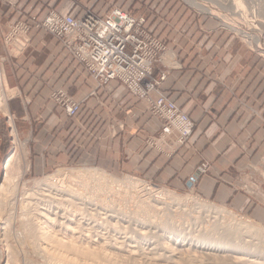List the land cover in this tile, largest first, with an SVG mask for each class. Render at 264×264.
I'll return each mask as SVG.
<instances>
[{"label":"crops","instance_id":"obj_1","mask_svg":"<svg viewBox=\"0 0 264 264\" xmlns=\"http://www.w3.org/2000/svg\"><path fill=\"white\" fill-rule=\"evenodd\" d=\"M66 1L0 0L7 107L41 170L92 164L264 216V203L240 186L249 166L264 161V63L228 32L198 25L196 16L193 28H146L167 44L154 68L159 83L150 99L165 96L195 125L190 144L179 146L177 136L163 142L149 100L138 99L120 81L102 84L45 30L33 29L21 54L6 46L16 22L63 12ZM57 91L81 104L77 116L70 118L52 99ZM153 137L156 149L147 145ZM204 162L207 170L200 175Z\"/></svg>","mask_w":264,"mask_h":264},{"label":"rangeland","instance_id":"obj_2","mask_svg":"<svg viewBox=\"0 0 264 264\" xmlns=\"http://www.w3.org/2000/svg\"><path fill=\"white\" fill-rule=\"evenodd\" d=\"M202 2H205L209 7H213V8L212 9L209 8L208 10H203L200 7L197 8L198 7L197 5L190 3L188 0H69L63 4L62 8H64L65 10L64 11L62 10L63 12H60V13L69 14L71 16H79V15H83L87 10H92L95 15L102 17L106 15L108 12H110L113 8H121L127 11L128 13H131L135 17L145 18V21H146L145 28H193L194 22L191 20H194V16H196L198 25H199V22L202 21L204 24L210 23L211 26H213V28L214 27L219 28L225 33L228 32L231 36H234L239 42H241L242 46H244L247 52L251 53V55L255 57H258L264 63V0H203ZM210 5H213V6H210ZM239 5H241L242 7ZM190 25L192 26L190 27ZM148 30L150 31L152 36H154L159 42L164 44L165 51H166L167 50L166 42L161 40L150 29ZM249 36L251 38H249ZM1 71H2V67H1ZM7 95L11 96L12 93L8 92ZM5 97H6V91L4 90L3 84H2L0 85V123H1V126H0V183H1L2 176H3V172H4L5 160L10 156L14 148L15 138L18 140V142L22 145L24 149V154H25L24 159L25 160H24V164L22 168L18 169V171L17 170L15 171L16 172L15 182L16 183L14 184L17 185L15 187L16 188L15 192L17 193L13 194V192H11L12 190H10L9 194L8 193L6 194L8 202L10 203H7L4 206H0V264H59L56 260L52 259L51 257L47 258L40 254L38 255L36 251L28 245L27 241L23 239L25 235L23 226H22V221L24 217L23 213L25 211L28 212L29 210H30L29 211L30 215L31 213H34L31 216L34 215L35 218H36L35 215H37V213H43V212L46 213L50 210H51L50 213L53 216L52 218H55L57 215L58 216L57 220L60 223H64V225L62 226L55 227L54 230L59 231V233L56 232L58 235L61 234V236L62 235L72 236V234L74 235L76 234V237L79 236L80 238H84V239H87V238L92 239L95 237L96 239L94 238V240L100 241L102 244L106 243L108 244V246L109 245L111 246L112 244H114V246H117V244H115L117 241L118 242L120 241V243H123L124 241V243L126 244L125 246L127 248L126 250L127 251L130 250L134 252L135 254L134 258L133 257L129 258L127 257V255L126 256L121 255V257L122 256L123 257L117 258L116 260L113 258L115 261L111 260L110 264H113V262L114 263L116 262L117 264H121V263L129 264L130 261H131L130 264H134V262L135 264H153V263L169 264L171 263V260L168 261V259H171V258L174 261L180 258L177 261H180V263L185 264L183 263V260L185 259L188 260L190 255L194 258V261L196 262L195 264H199V263L200 264H233L231 263L232 259L236 258L237 256L239 257L241 255L232 256V254L230 255L228 253H223V252L221 253L218 251H211V250L205 251V249H200V248L198 249L193 248L195 250L193 251L189 249L190 247L188 244H186L187 246H184V247H182L183 244H180V245L177 244L182 241L181 238L174 241V239L171 236H169L170 231L178 232L180 230L182 232L183 229L184 231L186 229V232L183 231L184 234L185 233L191 234L193 232V236H196L195 232L202 231L203 227H205L206 224L208 225L210 219H211L210 220L211 222L216 220V218L213 219V217H216V216L222 217L224 216L223 214L225 213H226L225 216L227 217V215L229 216L231 214V216L232 215L233 216L229 217V219L232 222H235V220H237L239 223L248 222L249 224L250 223L254 224V227L249 228L250 230L247 231L248 233L246 234V236L248 237L250 236V238L248 237L246 238V241L249 243L248 246L252 250V252H247L250 249L249 250L245 249L246 252L239 251V252H236L235 254L246 253V254H250L251 256H256V258L261 257L260 261H264V249H263L264 248V216L258 217L254 215L252 209H250L249 211L247 210L248 208L237 210L236 208H231L225 205L218 204L212 200H207L199 193L193 192L192 190H189L187 188L180 190V191L173 190V189H170L164 186H159L155 183L144 181L134 176H130L126 174H115L109 170L98 168L97 166L92 165V164H81L79 162H73L68 165L55 164L49 168L45 167L44 170H41V165L39 164V162L33 160L32 158V153H31L30 145L28 141L24 137H22L21 134H19L17 130L16 124H15L16 119L12 116L14 118L13 119L14 121L13 120L9 121L6 117V116L14 115V114H11L8 111V107L6 111L3 105L1 106L3 99ZM194 129H195V125H194L192 133L190 137L188 138V140L181 143L180 136L175 131L171 132L170 135L163 136L162 135V124H161V131L159 133V137H163L164 139L163 142H164V141H167L172 136H177V140H176L177 144L179 146H184L186 144H190V139L192 137ZM153 138L154 139L151 138L152 139L151 142H149V144L147 143V145L149 147L156 149L157 148L156 139L155 137ZM201 165L202 166L200 168H202L203 166H208V163L206 164L204 162ZM74 171H77V172L80 171L84 175L93 174V176L95 175L93 178L94 179L98 178V179L88 180L91 183L90 185L91 188H90V191H88V194H86L88 196H85L86 200L84 198H82L84 200H77L81 202L76 201V204H75L76 206L73 207V210H72L71 206L70 207L68 206L69 202L67 203L65 201L62 203L61 200H64V199L67 200V198L70 199L69 196H66L68 194L67 190L73 187L74 184H75L74 186H77V187L79 186L78 188L73 187L74 189H79V190L81 189V183L79 185H78L79 182L70 183V179H69L70 173ZM246 171H247L246 176H244L245 179L243 180L240 186L243 187L242 189L248 196L251 197V199H253L254 201H259L261 203H264V161H262L261 164L259 165L249 166V168ZM198 173L200 175L201 174L203 175V173H201L199 169H198ZM132 182L138 183L140 185H138V188H137V186L132 185ZM145 188L151 189L154 193H157L158 195L156 197H159V199L162 198V199L170 200V199L180 198L179 199L181 200L180 203L182 202L183 205H186L188 209H191L193 211H195V209H199L200 207L199 205L201 204H204L205 207L207 205L204 211L206 212V209L209 207L207 209L206 215L209 214L207 217L209 216L211 217L209 218L205 217V219H208V220H205L206 222L203 221V223L202 221H199L198 223L200 224H198L195 220L191 219V217L189 218L187 216L185 218V215L179 216V217L182 216L181 217L182 219L174 218L175 220L173 219L172 220L173 222L167 219L168 220L167 222V220L164 219V217L166 218V216L161 214L160 215L161 217L164 216L162 220L165 221V222L163 221L162 223H165V224H162L157 221L156 225H154L155 227L151 224L148 225L147 223H150L151 221L150 219L151 213L149 212L147 213L145 209L140 207V205L138 206V203H136L131 198L133 197V194H134L135 200L138 199L137 201H142V200L145 201L149 197L147 195L148 192L145 190ZM103 189H105L106 191H103ZM165 193L168 195H165ZM61 196H63L64 198ZM91 198L92 199L94 198L93 203L91 202L92 200ZM56 199H61L58 201L62 203L63 205L62 204L59 205ZM82 201L87 204L86 205L85 203L83 204ZM89 202L93 206L90 205ZM53 204L56 206L55 208L59 207L60 209L54 210ZM194 205L195 207H193ZM47 206L49 207L51 206V207L49 208ZM176 208L177 207H174L175 210L174 209L172 210L176 211L177 210ZM212 208L217 209V210H213ZM61 209H63V212ZM120 210L121 211L125 210L123 213L127 217L124 218L123 216H119L118 214L122 213ZM212 210L214 211V213L218 210L219 211L218 213L214 214V213H211L213 212ZM115 211H118V212H115ZM66 212H68L67 216L65 215ZM115 214H117V216H115ZM128 219H130L131 221L129 220L130 221L129 222ZM144 220L146 223L144 222ZM65 223H66V226H65ZM138 224L139 225L143 224L144 226L145 225L146 226L141 227V225L139 226ZM149 226L152 229H150ZM173 226L175 228L177 226V229L173 228ZM67 227H69V229L71 230H68ZM164 229L167 230L166 234H165L166 231ZM168 229H170L169 232H168ZM88 235L89 237H87ZM127 236L130 238H128ZM104 238H106V240ZM112 238H114L116 242H114ZM139 239L141 240L142 244L140 243ZM187 239H191V236H189V238ZM145 240L146 242H144ZM171 240L175 242L177 245L175 243H174L175 245H173V242ZM132 241L135 243L134 244L130 243ZM250 243L252 244L250 245ZM139 246H141L140 249H138ZM256 246H258L257 249H256ZM118 247H120V245H118ZM165 247H168V249L170 250L167 251L168 250L167 249L166 250L167 252H165ZM244 247L245 246H243L242 248ZM259 247H261L260 249H263V251H261ZM252 248L256 250H253ZM171 251L175 253L173 254V252ZM255 251H259V252H255ZM187 252H189L190 254ZM260 253L263 255H261ZM75 258L77 257L69 256L68 259L71 260ZM181 258L183 259L182 261H181ZM133 259H136V260H133ZM156 259L160 262L158 263ZM151 260L152 261L154 260V261L152 262ZM106 264H109V263H106Z\"/></svg>","mask_w":264,"mask_h":264},{"label":"built area","instance_id":"obj_3","mask_svg":"<svg viewBox=\"0 0 264 264\" xmlns=\"http://www.w3.org/2000/svg\"><path fill=\"white\" fill-rule=\"evenodd\" d=\"M145 24V18L135 17L121 8H113L102 17L92 10L80 16L52 11L43 20L30 16L16 22L5 43L21 54L28 47L30 32L45 30L60 40L73 58L102 84L120 81L138 99L149 100V110L162 122V135L175 131L183 143L194 128L191 119L165 96L150 99L158 88L159 79L154 76V68L161 60L165 46L152 36ZM1 73L0 67V85L4 86ZM52 99L70 118L80 111L81 104L63 91L54 92ZM6 117L9 121L14 119L12 115ZM206 170L207 166L199 168L201 173Z\"/></svg>","mask_w":264,"mask_h":264},{"label":"bare ground","instance_id":"obj_4","mask_svg":"<svg viewBox=\"0 0 264 264\" xmlns=\"http://www.w3.org/2000/svg\"><path fill=\"white\" fill-rule=\"evenodd\" d=\"M190 3L194 4V5H197L198 7L197 8H202L203 10H208L209 8H213V7H209L205 2H202L201 0H188ZM241 4V2H240ZM210 6H213V5H210ZM241 6V5H239ZM242 7V6H241ZM245 8V7H244ZM245 10V9H244ZM213 13V12H212ZM245 13V12H244ZM243 14V13H242ZM250 21V20H249ZM248 22V21H247ZM242 27V26H241ZM248 28V27H247ZM248 30V29H247ZM246 32V31H245ZM249 38H251L249 36ZM3 105V107L5 108V110L7 111V100H6V97L3 99V102L1 104V106ZM14 148L10 154V156L6 159L5 161V164H4V172H3V176H2V179H1V183H0V206H4L6 205L7 203H10L8 202V199L6 197V194L8 193L9 194V191L12 190L11 192H13V194L17 193L15 192L16 191V186L14 183L15 182V171L18 169H21L23 164H24V158H25V154H24V149L22 147V145L18 142V140L15 138L14 140ZM27 160V158H26ZM25 166V165H24ZM90 173V172H89ZM88 174V173H86ZM104 174V173H103ZM100 175V174H99ZM17 176V175H16ZM95 176V175H94ZM93 174H88V175H84L83 173H81L80 171L77 172V171H74V172H71L70 173V183L71 182H79L78 185L81 183V189H74L73 187H77V186H74L71 187L69 190H67L68 194L66 196H69L70 199L67 198L64 199V200H61V199H56L57 201L58 200H61L62 203L63 202H69L68 206L72 208L73 210V207H75L76 205V201L77 200H84L85 199V196H88L86 194H88V191H90V188H91V183L88 181L89 179H94L93 177ZM99 177V176H98ZM100 178V177H99ZM107 178V177H106ZM98 179V178H96ZM94 179V180H96ZM101 179V178H100ZM104 179V178H103ZM18 180V179H16ZM68 180V178H67ZM72 185V184H71ZM132 185L133 186H137L138 188V183H134L132 182ZM79 187V186H78ZM77 187V188H78ZM136 188V189H137ZM141 188V187H139ZM143 188V187H142ZM135 189V188H134ZM56 190V189H55ZM145 190L148 192V198L145 200V201H137L135 200V196L133 194V197H131L136 203H138V206L140 205V207H142L143 209H145V211L148 213H151L150 215V223H147L148 225L151 224V225H156L157 221L162 223L164 220L163 217L166 216V218L164 217L165 220H173L174 218H180L182 219L181 217H179L180 215H185V218L188 216L189 218L191 217V219L195 220L197 223L199 221H205V220H208V219H205L206 218H209L207 217L208 215H206L207 213V208L206 209V212L204 211V209L207 207L204 206V204H201L199 205V209H195V211L191 210V209H188V207L186 205H183V203L181 204L179 200L180 198L178 199H159V197H156L158 194L157 193H154L151 189H146ZM40 191V190H39ZM46 191V190H45ZM57 191V190H56ZM103 191H106L105 189H103ZM136 191V190H135ZM61 192V191H59ZM118 192V191H117ZM63 193V192H62ZM112 193V192H111ZM51 194V193H50ZM162 194V193H161ZM160 194V195H161ZM37 195V194H36ZM90 195V194H89ZM106 195V194H104ZM111 195V194H110ZM116 195V194H115ZM164 195V194H163ZM165 195H168L165 193ZM65 196V195H64ZM114 196V195H113ZM112 196V197H113ZM171 196V195H170ZM9 197V196H8ZM63 197V196H61ZM60 197V198H61ZM91 197V196H90ZM95 197V196H94ZM48 198V197H47ZM64 198V197H63ZM84 198V199H82ZM140 198V197H139ZM89 199V198H88ZM92 199V198H91ZM90 199V200H91ZM101 199V198H100ZM141 199V198H140ZM139 199V200H140ZM86 200V199H85ZM93 200V201H92ZM91 200V202L93 203L94 202V198ZM52 201V200H51ZM77 202H81V201H77ZM83 202V201H82ZM132 202V201H131ZM46 203V202H45ZM51 203V202H50ZM54 203V202H53ZM59 205L62 204L58 201ZM85 202H83L84 204ZM90 203V202H89ZM88 203V205H89ZM52 204V203H51ZM55 204V203H54ZM53 204V205H54ZM65 204V203H64ZM87 203H85L86 205ZM185 204V203H184ZM47 205V204H45ZM58 205V204H57ZM63 205V204H62ZM66 205V204H65ZM82 205V204H81ZM90 205H92L90 203ZM197 205V206H198ZM28 206V205H27ZM93 206V205H92ZM96 206V205H95ZM98 206V204H97ZM189 206V205H188ZM204 206V207H203ZM44 207V206H43ZM49 207V206H47ZM51 207V206H50ZM49 207V208H50ZM56 206L54 205V210L55 209H60L59 207L55 208ZM87 207V206H86ZM174 207H177L176 211H173L172 209H174ZM185 207V208H184ZM195 207V205L193 206ZM48 208V209H49ZM96 208V207H95ZM191 208V206H190ZM26 209V207H25ZM30 209V208H29ZM65 209V208H64ZM115 209V208H114ZM113 209V210H114ZM121 209V208H120ZM194 209V208H193ZM202 211H201V210ZM211 209V208H210ZM213 210H217V209H214L212 208ZM53 210V211H54ZM62 212H63V209H61ZM97 210V209H96ZM109 210V209H108ZM175 210V209H174ZM199 210V211H198ZM212 210V211H213ZM30 211V210H29ZM29 211H25L23 213V221H22V226H23V230H24V237L23 239H25L28 243V245L30 247H32L36 253L39 255H42L44 257H51L52 259L56 260L59 264H106V263H111L110 261H115L117 258H120L121 255H127V257H133L135 256L134 252L132 251H127L126 249V244L124 243H120V241L116 242L113 239L114 242H116L115 244H117V246H114V244H112L111 246L108 244L104 243L105 244H102L100 241H96L94 240V238L92 239H84V238H80L79 236L76 237V234H72V236H61L58 235L56 232L59 233V231H55V227L57 226H62L64 225V223H60L58 220H57V215L55 218H52L53 216L51 215V210L48 211V212H43V213H37L36 218L33 216H31L32 214L34 213H29ZM42 211V210H41ZM103 211V210H102ZM119 211V210H118ZM118 211H115V212H118ZM121 211V210H120ZM125 211V210H124ZM124 211H121L122 213ZM204 211V212H203ZM211 211V210H210ZM219 211V210H218ZM218 211H216L214 213L211 212V213H218ZM34 212V211H33ZM61 212V211H60ZM69 212V211H68ZM65 213V215L67 216V213ZM73 212V211H72ZM113 212V211H111ZM110 212V213H111ZM114 212V213H115ZM48 213V214H47ZM58 213V212H56ZM118 214L119 216H123L124 218L127 217L124 213L122 214ZM210 213V215H211ZM55 214V213H53ZM108 214V213H107ZM117 214H115V216H117ZM131 214V213H130ZM133 214V213H132ZM164 215L163 217H161L160 215ZM226 214V213H225ZM225 214H223L225 216ZM230 214V213H229ZM51 215V216H50ZM64 215V216H65ZM76 216V215H75ZM118 216V217H119ZM132 216V215H131ZM168 216V217H167ZM215 216V215H214ZM216 216V217H213L216 218V220L214 221H210L209 220V223L208 225L206 224L205 227H203V230L202 231H199V232H195L196 233V236H193V232L191 234H184V232H186V229L184 231L181 232L180 230L177 232V231H173L169 233V236H171L174 241L177 240V239H182V241L180 243H177L178 245L180 244H183L182 247L184 246H187L186 244L189 245V249L195 251L193 248H200V249H205L206 250H211V251H218V252H223V253H228V254H232V256L234 255H241V256H237L236 258H233L232 259V262L233 264H264V261H260V258H256V256H251L250 254H246V253H237L235 254L236 252H246L245 249L249 250V243L246 241V238L248 236H246V234L248 233L247 231H249L250 229L249 228H253L254 227V224L253 223H239L237 220H235V222H232L229 217H232L231 214L227 217L225 216ZM34 217V218H33ZM71 217V215H70ZM137 217V216H136ZM61 218V217H59ZM113 218V217H112ZM116 218V217H115ZM120 218V217H119ZM129 218V217H128ZM134 218V217H133ZM218 218V219H217ZM64 219V218H63ZM127 219V218H126ZM139 219V218H138ZM149 219V220H150ZM184 219V218H183ZM67 220V219H66ZM113 220V219H112ZM124 220V219H123ZM130 219H128L129 221ZM135 220V219H134ZM133 220V221H134ZM167 220V222H168ZM175 220V219H174ZM178 220V219H176ZM233 220V219H232ZM89 221V220H88ZM109 221V220H108ZM121 221V220H120ZM127 221V223H128ZM131 221V220H130ZM129 221V222H130ZM137 221V220H136ZM135 221V222H136ZM141 221V219H140ZM139 221V222H140ZM240 221V220H239ZM97 222V221H96ZM145 222V220H144ZM165 222V221H164ZM173 222V221H172ZM177 222V221H176ZM186 222V221H185ZM191 222V221H190ZM193 222V221H192ZM206 222V221H205ZM251 222V221H250ZM59 223V224H58ZM119 223V222H118ZM138 223V222H137ZM143 223V222H141ZM146 223V222H145ZM179 223V222H178ZM184 223V221H183ZM182 223V224H183ZM238 223V224H237ZM248 223V224H247ZM72 224V223H71ZM105 224V223H104ZM115 224V223H114ZM132 224V223H131ZM159 224V223H158ZM162 224H165V223H162ZM176 224V223H175ZM174 224V225H175ZM189 224V223H188ZM192 224V223H191ZM200 224V223H198ZM247 224V225H246ZM108 225V224H107ZM139 225V224H138ZM141 227L144 226L143 224H140ZM139 225V226H140ZM180 225V224H179ZM197 225V224H196ZM205 225V224H204ZM65 226H66V223H65ZM81 226V225H80ZM99 226V225H98ZM146 226V225H145ZM144 226V227H145ZM164 226V225H162ZM169 226V225H168ZM172 226V224H171ZM188 226V225H187ZM195 226V225H194ZM53 229H52V228ZM74 227V226H73ZM148 227V226H147ZM155 227V226H154ZM153 227V228H154ZM170 227V226H169ZM190 227V226H189ZM201 227V226H200ZM68 230H71L69 229V227H67ZM71 228V227H70ZM110 228V227H109ZM122 228V227H121ZM140 228V227H139ZM150 228V226H149ZM159 228V227H158ZM157 228V229H158ZM173 228H175L173 226ZM182 228V227H181ZM61 229V228H60ZM144 229V228H143ZM152 229V228H150ZM160 229V228H159ZM177 229V226L176 228ZM173 229V230H175ZM179 229V228H178ZM67 230V229H66ZM65 230V231H66ZM85 230V229H84ZM132 230V229H131ZM162 230V229H161ZM165 230V229H164ZM163 230V231H164ZM170 229H168V232H169ZM182 230V229H181ZM253 230V229H252ZM165 234L167 233V230H165ZM147 232V231H146ZM124 233V232H123ZM158 233V232H156ZM66 234V233H65ZM70 234V233H69ZM81 234V233H80ZM127 234V233H126ZM138 234V233H137ZM136 234V235H137ZM85 235V234H84ZM132 235V234H131ZM130 235V236H131ZM144 235V234H143ZM141 235V236H143ZM149 235V234H148ZM152 235V234H151ZM168 235V234H167ZM195 235V234H194ZM81 236V235H80ZM94 236V235H93ZM189 236H191V239H187L189 238ZM85 237V236H84ZM89 237V235L87 236ZM99 237V236H98ZM128 237V236H127ZM139 237V235H138ZM161 237V236H160ZM183 237V238H182ZM110 238V237H109ZM116 238V237H115ZM130 238V237H128ZM151 238V237H150ZM157 238V237H156ZM250 238V236L248 237ZM96 239V238H95ZM106 240V238H104ZM124 239V238H123ZM122 239V240H123ZM132 239V238H131ZM141 239V238H140ZM139 239V240H140ZM147 239V238H146ZM167 239V238H166ZM165 239V240H166ZM172 239V240H173ZM103 240V239H102ZM111 240V239H110ZM121 240V239H120ZM126 240V239H125ZM133 240V239H132ZM144 240V238H143ZM142 240V242H143ZM152 240V239H151ZM164 240V239H163ZM161 240V241H163ZM170 240V239H169ZM171 240V241H172ZM112 241V240H111ZM130 241V240H129ZM134 241V240H133ZM130 242V243H135V242ZM128 242V241H127ZM146 242V240L144 241ZM160 242V241H159ZM165 242V241H164ZM169 242V241H168ZM173 242V241H172ZM187 242V243H186ZM112 243V242H111ZM110 243V244H111ZM140 243H141V240H140ZM149 243V242H148ZM156 243V242H154ZM175 242H173V245ZM142 244V243H141ZM140 244V245H141ZM150 244V243H149ZM176 244V245H177ZM185 244V245H184ZM252 243H250L251 245ZM118 245H120V247H118ZM245 246L244 248H242L243 246ZM114 248H113V247ZM132 246V245H131ZM136 246V245H135ZM150 246V245H149ZM253 246V245H252ZM141 246H139L138 249H140ZM248 247V248H247ZM258 246H256V249H257ZM134 248V246H133ZM132 248V250H133ZM261 247H259L260 249ZM152 249V248H151ZM168 247H165V252L169 251L170 249H168ZM188 249V250H189ZM253 249V248H252ZM256 249H253V250H256ZM264 249V248H263ZM263 249H260L261 251H263ZM167 250V251H166ZM173 250V249H172ZM251 250V249H250ZM247 251V252H252L251 251ZM259 250V251H260ZM162 251V250H161ZM259 251H255V252H259ZM173 252V251H171ZM186 252V251H185ZM209 252V251H208ZM254 252V251H253ZM127 253V254H126ZM164 253V251H163ZM170 253V252H169ZM175 252H173L174 254ZM189 253V252H187ZM263 253V252H262ZM190 254V253H189ZM211 254V253H210ZM261 254V253H260ZM137 255V254H136ZM157 255V254H156ZM253 255V254H252ZM263 255V254H261ZM260 255V256H261ZM69 256H72V257H77L75 259H68ZM122 256V257H123ZM162 256V255H161ZM164 256V255H163ZM227 256V255H226ZM121 257V258H122ZM126 257V258H127ZM171 257V255H170ZM174 257V255H173ZM219 257V256H218ZM230 257V256H229ZM115 260H114V259ZM138 258V257H137ZM140 258V257H139ZM198 258V257H197ZM231 258V257H230ZM255 258V259H253ZM175 259V258H174ZM180 259V258H179ZM177 259V260H179ZM188 259V258H187ZM222 259V258H221ZM259 259V260H258ZM122 260V259H121ZM133 260H136V259H133ZM157 260V259H156ZM163 260V259H162ZM161 260V261H162ZM171 260V263L169 264H182L180 263V261H177V260H173L172 258L171 259H168V261ZM183 259L181 258V261ZM120 261V260H119ZM125 261V260H124ZM143 261V260H142ZM152 261V260H151ZM154 261V260H153ZM152 261V262H153ZM118 262V261H117ZM157 262L159 263L160 261L157 260ZM116 263V262H115ZM113 262V264H115ZM120 263V262H119ZM128 263V261H127ZM131 263V261H130ZM129 263V264H130ZM151 263V262H150ZM168 263V262H167ZM183 263L185 264H195L196 262L194 261V258L190 255L189 259L188 260H183ZM117 264V263H116ZM122 264V263H121ZM135 264V262H134ZM153 264H156V263H153ZM200 264V263H199Z\"/></svg>","mask_w":264,"mask_h":264},{"label":"trees","instance_id":"obj_5","mask_svg":"<svg viewBox=\"0 0 264 264\" xmlns=\"http://www.w3.org/2000/svg\"><path fill=\"white\" fill-rule=\"evenodd\" d=\"M0 126H1V123H0Z\"/></svg>","mask_w":264,"mask_h":264},{"label":"water","instance_id":"obj_6","mask_svg":"<svg viewBox=\"0 0 264 264\" xmlns=\"http://www.w3.org/2000/svg\"><path fill=\"white\" fill-rule=\"evenodd\" d=\"M6 161V160H5Z\"/></svg>","mask_w":264,"mask_h":264}]
</instances>
